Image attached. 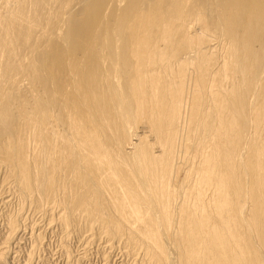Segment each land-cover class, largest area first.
<instances>
[{"label": "bare ground", "instance_id": "1", "mask_svg": "<svg viewBox=\"0 0 264 264\" xmlns=\"http://www.w3.org/2000/svg\"><path fill=\"white\" fill-rule=\"evenodd\" d=\"M0 185V264H264V0H0Z\"/></svg>", "mask_w": 264, "mask_h": 264}, {"label": "rangeland", "instance_id": "2", "mask_svg": "<svg viewBox=\"0 0 264 264\" xmlns=\"http://www.w3.org/2000/svg\"><path fill=\"white\" fill-rule=\"evenodd\" d=\"M1 186V185H0ZM8 186H5V189L3 188H0V190H2V192L0 191V194L3 196V198L5 197V195L9 194L6 198H4V200L2 201L3 198H0V204L4 203V201L6 199L10 200H6L8 202H5L6 205L2 204V206L0 205V209H3V207L5 206V208H13V206H15V199H14V196L12 197V193L10 191H8ZM4 190H5V193H4ZM7 191V192H6ZM4 194V195H3ZM0 195V197H2ZM14 202V203H13ZM9 203V205H8ZM8 206V207H6ZM40 219V218H39ZM38 222H40L39 224H43V226L46 225V222L44 223V221L42 220H38ZM49 225H47L48 227ZM47 227H42L41 229L44 228V230L46 231V229L48 230ZM36 231H40V229L36 228ZM59 235V236H57ZM61 235V236H60ZM26 239L25 240H21L20 242H23V243H20L19 245L21 246L22 249H19L18 246H16L17 244L16 243H13L12 244V248H11V252L12 251H15V250H20V259L21 260H17L16 264H23L22 262H24L26 256H27V253H28V250L30 249L29 247H31V242L30 240L28 239L29 236H25ZM89 237V235L87 236L86 234V237L83 236L81 237V239L77 236H73V237H69V244L70 247L72 248L73 250V254L75 256V264H105V261L103 259V251L106 250L107 248L105 246H103L104 244L102 243H99V242H95L93 244H89L87 245V247H85V242L88 240L87 238ZM61 238L63 240V237H62V234L59 233V231H46V235H45V240L47 241V244L41 246V248L43 249H39L36 253H35V257L33 256V259L34 261L32 260L31 264H65V260H64V253H63V250H62V247H61ZM79 238V239H78ZM83 239V241H81ZM87 239V240H86ZM49 241V242H48ZM61 241V242H60ZM15 244V245H14ZM102 244V245H101ZM48 246V247H47ZM58 246V247H57ZM91 246V247H90ZM94 246V247H93ZM52 247V248H51ZM99 247V248H98ZM16 248V249H15ZM51 248V249H50ZM86 251H85V249ZM105 248V249H104ZM58 249V250H57ZM99 249V250H98ZM62 250V252H61ZM102 250V251H101ZM108 250V249H107ZM106 250V251H107ZM23 251V252H22ZM85 251V252H84ZM102 253H101V252ZM56 252V253H55ZM22 253V254H21ZM81 253V254H80ZM87 253V254H86ZM116 253H118V255H115ZM40 254V255H39ZM60 254V255H59ZM63 254V255H62ZM76 254V255H75ZM86 254V255H85ZM114 255H112V259L110 260V262H108L107 264H131L130 261L131 259L128 258V257H123L122 255L119 256V252H113ZM25 255V256H24ZM51 256V257H50ZM81 257V258H78V257ZM84 256V257H83ZM119 256V257H118ZM76 257L78 258V260L76 259ZM42 258V259H41ZM54 258V259H53ZM116 261H115V260ZM39 260V261H37ZM60 260V261H59ZM104 262H103V261ZM22 261V262H20ZM35 262V263H34ZM63 262V263H62ZM15 264V263H14Z\"/></svg>", "mask_w": 264, "mask_h": 264}]
</instances>
